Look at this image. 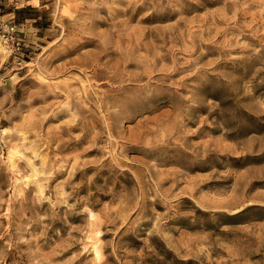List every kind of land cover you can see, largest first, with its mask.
I'll return each instance as SVG.
<instances>
[{
	"label": "rangeland",
	"instance_id": "1",
	"mask_svg": "<svg viewBox=\"0 0 264 264\" xmlns=\"http://www.w3.org/2000/svg\"><path fill=\"white\" fill-rule=\"evenodd\" d=\"M0 264H264V0H0Z\"/></svg>",
	"mask_w": 264,
	"mask_h": 264
}]
</instances>
